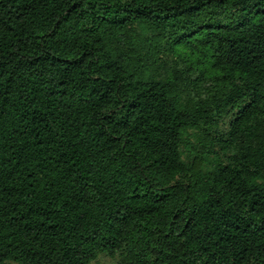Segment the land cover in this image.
<instances>
[{
    "label": "trees",
    "instance_id": "trees-1",
    "mask_svg": "<svg viewBox=\"0 0 264 264\" xmlns=\"http://www.w3.org/2000/svg\"><path fill=\"white\" fill-rule=\"evenodd\" d=\"M264 264V0H0V264Z\"/></svg>",
    "mask_w": 264,
    "mask_h": 264
},
{
    "label": "rangeland",
    "instance_id": "rangeland-1",
    "mask_svg": "<svg viewBox=\"0 0 264 264\" xmlns=\"http://www.w3.org/2000/svg\"><path fill=\"white\" fill-rule=\"evenodd\" d=\"M8 264H18L15 261H9ZM92 264H120V257L118 255L110 256L108 254H101L92 262Z\"/></svg>",
    "mask_w": 264,
    "mask_h": 264
}]
</instances>
